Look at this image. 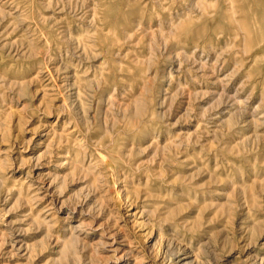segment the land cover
<instances>
[{"label": "rangeland", "instance_id": "obj_1", "mask_svg": "<svg viewBox=\"0 0 264 264\" xmlns=\"http://www.w3.org/2000/svg\"><path fill=\"white\" fill-rule=\"evenodd\" d=\"M136 263L264 264V0H0V264Z\"/></svg>", "mask_w": 264, "mask_h": 264}, {"label": "bare ground", "instance_id": "obj_2", "mask_svg": "<svg viewBox=\"0 0 264 264\" xmlns=\"http://www.w3.org/2000/svg\"><path fill=\"white\" fill-rule=\"evenodd\" d=\"M137 263H138V261H137ZM137 263H136V264H137Z\"/></svg>", "mask_w": 264, "mask_h": 264}]
</instances>
